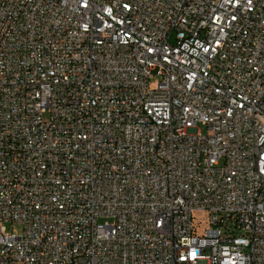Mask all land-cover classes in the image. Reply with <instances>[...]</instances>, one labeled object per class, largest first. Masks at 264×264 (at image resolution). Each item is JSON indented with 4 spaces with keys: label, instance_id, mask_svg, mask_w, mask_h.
<instances>
[{
    "label": "built area",
    "instance_id": "1",
    "mask_svg": "<svg viewBox=\"0 0 264 264\" xmlns=\"http://www.w3.org/2000/svg\"><path fill=\"white\" fill-rule=\"evenodd\" d=\"M0 264H264V0H0Z\"/></svg>",
    "mask_w": 264,
    "mask_h": 264
},
{
    "label": "rangeland",
    "instance_id": "2",
    "mask_svg": "<svg viewBox=\"0 0 264 264\" xmlns=\"http://www.w3.org/2000/svg\"><path fill=\"white\" fill-rule=\"evenodd\" d=\"M42 119L44 121H46L48 119V114L47 113L43 114ZM196 129L203 134L206 133V126L203 124H200V123L196 124ZM98 221L99 222H104V221L111 222V219L110 218H99ZM4 226H5V229L8 231L11 229L18 231V232L21 231V226L19 224H16V223L6 222V223H4Z\"/></svg>",
    "mask_w": 264,
    "mask_h": 264
}]
</instances>
